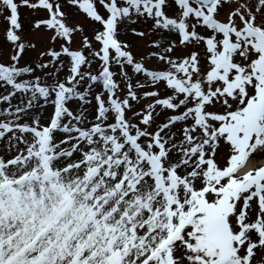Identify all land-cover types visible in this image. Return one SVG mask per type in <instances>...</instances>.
Segmentation results:
<instances>
[{"label": "snow or ice", "instance_id": "snow-or-ice-1", "mask_svg": "<svg viewBox=\"0 0 264 264\" xmlns=\"http://www.w3.org/2000/svg\"><path fill=\"white\" fill-rule=\"evenodd\" d=\"M0 264H264V0H0Z\"/></svg>", "mask_w": 264, "mask_h": 264}]
</instances>
